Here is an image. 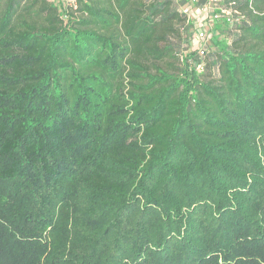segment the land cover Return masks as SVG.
I'll list each match as a JSON object with an SVG mask.
<instances>
[{
    "label": "trees",
    "instance_id": "obj_1",
    "mask_svg": "<svg viewBox=\"0 0 264 264\" xmlns=\"http://www.w3.org/2000/svg\"><path fill=\"white\" fill-rule=\"evenodd\" d=\"M230 1L198 58L174 0H0V264H264V0Z\"/></svg>",
    "mask_w": 264,
    "mask_h": 264
},
{
    "label": "built area",
    "instance_id": "obj_2",
    "mask_svg": "<svg viewBox=\"0 0 264 264\" xmlns=\"http://www.w3.org/2000/svg\"><path fill=\"white\" fill-rule=\"evenodd\" d=\"M62 1L68 9H76L79 3V0ZM174 2L176 10L186 17L189 28H195L193 31H196L199 42L194 43L190 48L188 46L187 50H195L198 58L205 55L206 48L210 44V32L215 25H223L227 32L233 30L242 19L235 3L230 0H174ZM194 5L197 6L193 10ZM208 30L210 31L209 34L207 33ZM197 70H201V64H198Z\"/></svg>",
    "mask_w": 264,
    "mask_h": 264
},
{
    "label": "rangeland",
    "instance_id": "obj_3",
    "mask_svg": "<svg viewBox=\"0 0 264 264\" xmlns=\"http://www.w3.org/2000/svg\"><path fill=\"white\" fill-rule=\"evenodd\" d=\"M196 6L197 5L193 6V10H194V8ZM194 29L195 28L189 30V35H191L189 37V42L187 43L189 45V48H190V46L194 45V43H198L199 42V40L197 39V36H196V31H193ZM224 31L225 30L223 28V25H221V24L215 25L214 28L211 30V32L208 30L207 33L209 34V32H210V38H209V41L211 42L210 46H212V47L215 46L214 45L215 43H212L213 40H215L216 44L218 43V45H221L223 42H227V34H225ZM214 35H218V37L217 38H213ZM209 41H208V43H209ZM212 47H209L210 49L208 48V51L210 53H213V51H214V50L211 49ZM188 52L196 54L195 50H193V49H191Z\"/></svg>",
    "mask_w": 264,
    "mask_h": 264
}]
</instances>
